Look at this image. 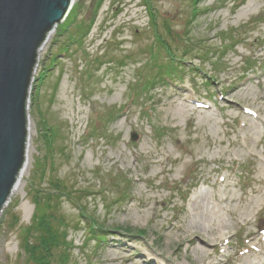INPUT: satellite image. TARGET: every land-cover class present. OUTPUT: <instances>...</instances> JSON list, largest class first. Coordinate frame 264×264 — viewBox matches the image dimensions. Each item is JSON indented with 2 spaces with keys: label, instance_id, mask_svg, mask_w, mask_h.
I'll list each match as a JSON object with an SVG mask.
<instances>
[{
  "label": "rangeland",
  "instance_id": "obj_1",
  "mask_svg": "<svg viewBox=\"0 0 264 264\" xmlns=\"http://www.w3.org/2000/svg\"><path fill=\"white\" fill-rule=\"evenodd\" d=\"M97 1L75 0L37 50L30 161L0 212V264H39L21 231L47 199L56 213L43 219L64 232L44 264H142L140 252L157 264H205L177 250L167 228L194 192L220 196L223 177L230 198L220 205L239 215L224 213L230 241L209 244L210 259L257 262L247 251L264 228V206L251 203L264 176V0ZM170 59L175 74H158ZM178 93L184 113L171 101ZM119 243L128 258L102 262Z\"/></svg>",
  "mask_w": 264,
  "mask_h": 264
},
{
  "label": "water",
  "instance_id": "obj_2",
  "mask_svg": "<svg viewBox=\"0 0 264 264\" xmlns=\"http://www.w3.org/2000/svg\"><path fill=\"white\" fill-rule=\"evenodd\" d=\"M72 2L0 0V212L25 162L28 87L37 50ZM131 139H137L135 133Z\"/></svg>",
  "mask_w": 264,
  "mask_h": 264
},
{
  "label": "bare ground",
  "instance_id": "obj_3",
  "mask_svg": "<svg viewBox=\"0 0 264 264\" xmlns=\"http://www.w3.org/2000/svg\"><path fill=\"white\" fill-rule=\"evenodd\" d=\"M75 0H73L74 2ZM53 31H50L40 48L38 49V54L43 49L44 45L49 41ZM264 80L258 81L260 85ZM172 96V95H170ZM171 101H174L175 109H177L180 113L186 112L185 109H189V105L185 101L184 94H177L176 98H171ZM195 102V101H194ZM197 108L205 107V105L201 102H195ZM206 113V112H203ZM261 128L264 130V121H261ZM245 126V125H244ZM28 137H27V146L25 148L26 157L23 167L19 173V179L12 189L10 195L15 194L21 188L20 180L27 172L30 154L29 147L31 142L30 136V124L28 121ZM222 183V190L220 196H216L214 193L200 190L198 192H194L192 197L189 199V207L187 209L185 218L183 220L177 221L169 224L167 228V234L173 233L176 236V249L178 250L180 246H184V253L186 254L187 250H192L200 260H202L205 264H219V261H214L210 259V253H208L207 247L209 244H226L229 243V234L224 229L226 227V219L224 218V213L230 218L231 221L236 223L238 221V213L234 208L231 207H222L221 202H229L228 198L230 195L228 193L225 194L226 188L229 185L228 182H225V177L219 180ZM257 182L260 184V187H257L253 190L256 193V198L254 197V202L251 203L253 205L252 210L255 208L258 210L259 207L264 206V176L257 178ZM9 199V198H8ZM211 199V200H210ZM214 200V202H212ZM8 202V200H7ZM148 204L146 200L140 201L138 208H147ZM223 210V211H222ZM249 215L241 216L242 222L247 225L250 221ZM264 228L258 230V237L255 243H251L248 248V255H254L258 258V261L253 264H264ZM123 249V250H120ZM126 249L119 244H113L112 247H109L105 252L106 257L102 259V262H116L121 257H127ZM150 251L156 252V250L150 249ZM157 253V252H156ZM159 256L162 255L161 252L157 253ZM140 258L142 264H157L152 261V259H146L145 253L140 252L136 256ZM247 255L243 257L239 264H247ZM123 264V263H121Z\"/></svg>",
  "mask_w": 264,
  "mask_h": 264
},
{
  "label": "trees",
  "instance_id": "obj_4",
  "mask_svg": "<svg viewBox=\"0 0 264 264\" xmlns=\"http://www.w3.org/2000/svg\"><path fill=\"white\" fill-rule=\"evenodd\" d=\"M100 1L101 0L97 1L98 5H99ZM194 4L196 6L197 2H195ZM73 8H74V5L72 6L68 15L71 13ZM195 14L196 13H194V15ZM68 15L66 16V18L68 17ZM93 22H94L93 20H91V21L89 20L86 24H83L82 26H83V28L85 27V29L86 28L88 29L89 26H91L93 24ZM83 28H82V30H83ZM86 31L87 30H85V32ZM168 53L170 54V52H168ZM157 66H158L157 67V73L158 74L159 73H162V74L163 73H167V74L172 73L173 74L175 72V67H173L174 65L172 66V63L166 64V65L162 64V66H160V65H157ZM54 185L55 186L59 185V183L55 182ZM67 195H69V194H67ZM35 204H36L37 214L34 215V217L36 216L37 219H35L34 223L32 225H30L29 227L22 229L21 232H22L23 241L25 244L24 245L25 252H27L33 260H37V262L39 264H44V262L47 261L48 258L51 256V253H50L51 247L53 245H60V243L63 242L62 241V235H61L63 230H59V229H56L55 227H53L52 222L49 219L50 217L46 218L45 220L43 219V217L47 216V214L56 213V212H53V203H52L51 199H47L45 201L39 200V201H36ZM82 214L86 215L84 213H82ZM62 218L64 219L63 216H62ZM42 219H43V221H42ZM33 230H35V232H37L36 236L38 238H36V239L34 238V240H30L29 236L32 234Z\"/></svg>",
  "mask_w": 264,
  "mask_h": 264
}]
</instances>
